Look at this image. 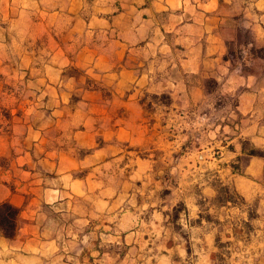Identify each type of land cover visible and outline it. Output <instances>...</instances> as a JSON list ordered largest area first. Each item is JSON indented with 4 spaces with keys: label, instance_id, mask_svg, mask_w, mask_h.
<instances>
[{
    "label": "crops",
    "instance_id": "0c3cea01",
    "mask_svg": "<svg viewBox=\"0 0 264 264\" xmlns=\"http://www.w3.org/2000/svg\"><path fill=\"white\" fill-rule=\"evenodd\" d=\"M91 2L0 0V63L39 82L42 99L23 107L29 120L14 153L0 144V203L19 208L15 237L0 232L3 259L50 258L96 226L137 242L143 226L169 228L178 204L183 223L202 230L203 206L239 209L216 204L220 185L264 212V157L244 146L264 147V73H256L264 58L252 56L241 74L226 57L237 14L223 12L224 0H132L134 26L116 28ZM255 7L264 16V0ZM33 33L48 40L39 56ZM209 78L235 95L232 106L208 89ZM151 94L158 100L148 107Z\"/></svg>",
    "mask_w": 264,
    "mask_h": 264
},
{
    "label": "rangeland",
    "instance_id": "374dc122",
    "mask_svg": "<svg viewBox=\"0 0 264 264\" xmlns=\"http://www.w3.org/2000/svg\"><path fill=\"white\" fill-rule=\"evenodd\" d=\"M94 0L90 3L91 12L97 17L108 12L115 22L112 27L118 28L126 21L131 23L137 15L131 11L132 0ZM256 0H224L222 10L225 14L232 12L236 15L235 39L227 41L226 57L244 74L249 70V62L254 56L252 48H263L264 53V16L261 10L254 8ZM33 11H36L33 8ZM120 11H125V16L120 18ZM39 15V14H37ZM37 15L32 14V20L36 21ZM129 16V17H128ZM125 18V19H124ZM140 16L138 17V19ZM141 19V18H140ZM133 23L129 25L133 27ZM34 28V26H33ZM149 28L150 25H149ZM259 33V34H258ZM47 37L37 36L33 33L32 49L39 56L40 50L47 45ZM39 61V58H37ZM45 69V68H42ZM39 65L32 69L33 75L39 74ZM19 68L13 67L11 61L0 63V144H9L5 152L13 154L15 149L23 140L25 133L24 124L29 120L22 111L23 107H37L42 103V99L36 93L41 84L37 81L31 83L23 82L19 75ZM264 73L263 67L256 73ZM77 73L70 68L68 75ZM14 76H17L14 77ZM15 78V79H14ZM33 79L34 77L31 76ZM9 79H13L9 81ZM18 80V81H14ZM14 81V82H13ZM264 80L259 83L261 89L260 110H264ZM208 89L219 96V102L224 105H231L236 97L233 94H222L223 88L214 79H208ZM157 95H147L148 107L156 103ZM160 100L165 96L160 95ZM16 113L12 114V110ZM219 115H223L219 113ZM257 120L264 123V115L259 114ZM247 152L255 148L264 151V147H256L252 142L245 141ZM4 147H0V152ZM248 155V154H247ZM242 160L245 161V157ZM0 165H7L6 160L2 159ZM135 164L130 163L133 167ZM115 186H113V190ZM149 189L150 186H149ZM230 200L235 211H229L227 206H203V218L207 222V227L200 229L188 227L182 220L183 205L178 204L173 217L169 220L170 227L151 225L141 229L137 242L132 237L121 238L119 228L112 226L110 229H103L96 226L95 232L87 235L84 232L77 241L64 242L60 250L53 253L49 258L22 257L17 252L15 261L13 258L0 254V264H264V240L258 239L264 230L259 222L264 220V212L261 210V203L256 202L252 206L246 205L245 200L235 193V190L228 186L219 187L217 205H223ZM264 209V206H262ZM193 220V219H192ZM145 232L151 233L144 234ZM205 234V235H204ZM235 236L237 240L231 239ZM135 239V238H134ZM33 255V254H32Z\"/></svg>",
    "mask_w": 264,
    "mask_h": 264
},
{
    "label": "trees",
    "instance_id": "16d2710c",
    "mask_svg": "<svg viewBox=\"0 0 264 264\" xmlns=\"http://www.w3.org/2000/svg\"><path fill=\"white\" fill-rule=\"evenodd\" d=\"M263 48H252L254 56L264 58ZM248 155H259L264 157V151L252 148ZM19 208L12 203L5 201L0 203V232L7 238H13L18 230Z\"/></svg>",
    "mask_w": 264,
    "mask_h": 264
}]
</instances>
